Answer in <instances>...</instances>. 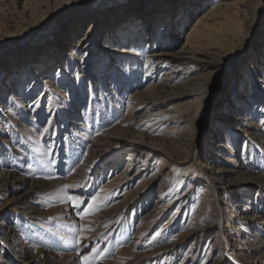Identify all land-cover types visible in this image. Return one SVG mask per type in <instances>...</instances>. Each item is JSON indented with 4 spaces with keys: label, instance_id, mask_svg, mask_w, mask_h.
Here are the masks:
<instances>
[{
    "label": "rangeland",
    "instance_id": "374dc122",
    "mask_svg": "<svg viewBox=\"0 0 264 264\" xmlns=\"http://www.w3.org/2000/svg\"><path fill=\"white\" fill-rule=\"evenodd\" d=\"M14 1L0 0V264H264V0L233 24L213 16L218 0ZM184 45L227 53L198 63L216 73L196 137L166 130L161 107L136 127L132 93L163 77L147 56ZM208 181L234 217L223 228L204 207ZM159 201L174 205L147 226Z\"/></svg>",
    "mask_w": 264,
    "mask_h": 264
},
{
    "label": "bare ground",
    "instance_id": "6f19581e",
    "mask_svg": "<svg viewBox=\"0 0 264 264\" xmlns=\"http://www.w3.org/2000/svg\"><path fill=\"white\" fill-rule=\"evenodd\" d=\"M72 1V0H70ZM250 0H218L215 4L216 5H222L218 10H215L213 13V16H215L218 19H224L225 23H234L235 16L240 11L246 10L248 8ZM259 0H253L254 3L257 4ZM15 3H23V0H15ZM229 13V14H228ZM234 16V17H233ZM255 25V24H254ZM92 26L91 24L87 27ZM130 28H133V25H131ZM84 29V30H85ZM256 29V26H254V29L252 30V36ZM106 36H108L107 39L117 40L122 35L119 31V33L112 34L111 31H105ZM112 34V35H111ZM237 37V36H236ZM235 35H232L230 39L236 40L237 38ZM82 36L79 38L81 39ZM248 37H246L243 42H246ZM242 41L240 38L238 41ZM106 43V42H105ZM76 46V45H75ZM86 43L81 45L82 49H87ZM262 47H264V43L262 44ZM119 53L122 52L121 50L118 51ZM226 52H223L219 58H215L213 56H206L203 55L200 56L202 53L196 54L192 48L189 46H183L178 51H169V50H159L156 51L150 55L147 56V65L154 67L156 66V69L158 71L163 72V77L161 79V82L159 81V84L151 83V85L145 90V91H135L132 93V102L130 104L131 113L137 114L140 111H145L143 115L140 116H130L128 117L130 121H136L138 123L135 124V126H139L141 121L151 115H153V111H158L157 108L161 107V110L156 112V115L159 116V118H165L166 121L163 122L164 125H166V130H178L180 133H182L184 136H191L196 137L197 131L196 129L200 125V116L203 113L204 106L207 104L208 99L213 96L215 93V90L213 88H209V81L211 80V77L216 73V71H209L207 74H200L195 73L197 72L199 65L198 63L204 64L205 67H211L213 70L214 68L219 67L221 64V61H223V55ZM81 54V59L86 58V64L87 65V73H90L92 68V64L88 63V61L93 60V57L90 53H86L83 51ZM227 54V53H226ZM213 55H215L213 53ZM81 62V61H80ZM29 66V63L26 64ZM194 72V75L190 78H187V75ZM33 73H36V71H33ZM40 74H38L39 77ZM161 76V74H160ZM37 78V75L35 76ZM41 82H45L44 77H39ZM187 78V80H186ZM100 80V78H99ZM258 82L264 83V80L259 79ZM101 88L103 87L102 84ZM103 89V88H102ZM201 89V93H196ZM264 90V89H262ZM257 95V94H256ZM165 98L166 100L160 101L159 99ZM159 100V101H158ZM235 124V123H234ZM135 127L134 125H132ZM122 128V127H121ZM129 129V128H128ZM132 131V130H131ZM130 132V131H129ZM247 133L251 134L252 132L247 130ZM117 133L112 132L110 135L115 136ZM253 134V133H252ZM181 135V134H180ZM140 145L148 148H154V145L149 143V141H136ZM104 144L99 140L94 145H92V152L88 159H90L94 154H96L101 147H103ZM206 172H210L211 174H224L232 172V170H224L220 168L219 170L207 166ZM233 173V172H232ZM237 173V172H236ZM125 178V177H124ZM122 178L121 181H125L126 179ZM219 179V180H218ZM216 182L218 184L221 182L220 177L217 176ZM220 187H218L215 183L208 181V187L204 189L205 195H203V199H206L204 207H208V212L211 211L212 214H215L218 219V224L223 228L224 224L227 222L224 219V215L227 221H232L234 219L233 216L227 215L225 212V209L223 207L224 200L221 198L219 193ZM189 192V193H188ZM132 193L128 194L126 197V200H124L115 210L122 209L126 210L131 205V199H132ZM186 196L183 198H189L191 195V191H188L184 193ZM181 201V200H180ZM177 201V202H180ZM163 201L158 202L157 211L155 213L157 214L156 217H151L147 219L146 225L149 226L150 223L156 224L157 219L161 217L162 215H165L169 210H171L172 206L174 204H167L166 206L160 208L159 204H162ZM133 204V203H132ZM210 205V206H208ZM109 212L106 214V219L111 215V213H117ZM120 212V210H118ZM118 212V213H119ZM225 212V214H224ZM104 217V216H103ZM153 219V220H152ZM103 222V220H101ZM107 221V220H106ZM146 221V220H145ZM172 221L167 226H164V228L168 227L172 224ZM105 223V222H104ZM151 224V225H152ZM175 246V243L172 247ZM156 252H153L151 255H143L141 259H146L148 257H154Z\"/></svg>",
    "mask_w": 264,
    "mask_h": 264
},
{
    "label": "snow or ice",
    "instance_id": "6c2138e0",
    "mask_svg": "<svg viewBox=\"0 0 264 264\" xmlns=\"http://www.w3.org/2000/svg\"><path fill=\"white\" fill-rule=\"evenodd\" d=\"M69 200H71L73 202V204L76 206V207H79L81 204L84 203V201L80 200L78 197L76 196H69L68 197ZM96 199H98L97 197H93V202L95 203ZM92 205H89V208H91ZM85 214H90V213H85ZM160 233L157 232L156 233V236H159ZM77 243H79V241H77ZM100 251V249H97V248H93V253H98ZM83 260L86 262L87 264V261L89 260V257L88 256H84L83 257Z\"/></svg>",
    "mask_w": 264,
    "mask_h": 264
},
{
    "label": "trees",
    "instance_id": "16d2710c",
    "mask_svg": "<svg viewBox=\"0 0 264 264\" xmlns=\"http://www.w3.org/2000/svg\"><path fill=\"white\" fill-rule=\"evenodd\" d=\"M262 213H264V212H262Z\"/></svg>",
    "mask_w": 264,
    "mask_h": 264
}]
</instances>
